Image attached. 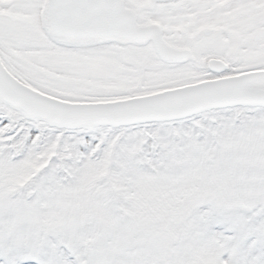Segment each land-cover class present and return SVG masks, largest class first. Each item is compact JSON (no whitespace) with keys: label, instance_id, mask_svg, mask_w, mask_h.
<instances>
[{"label":"snow or ice","instance_id":"obj_1","mask_svg":"<svg viewBox=\"0 0 264 264\" xmlns=\"http://www.w3.org/2000/svg\"><path fill=\"white\" fill-rule=\"evenodd\" d=\"M0 264H264V0H0Z\"/></svg>","mask_w":264,"mask_h":264}]
</instances>
